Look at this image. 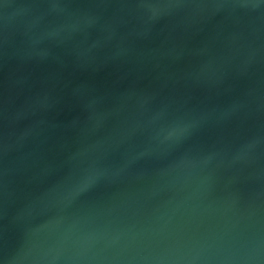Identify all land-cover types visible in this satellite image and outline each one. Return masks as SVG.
Listing matches in <instances>:
<instances>
[{
	"label": "water",
	"instance_id": "1",
	"mask_svg": "<svg viewBox=\"0 0 264 264\" xmlns=\"http://www.w3.org/2000/svg\"><path fill=\"white\" fill-rule=\"evenodd\" d=\"M0 264H264V0H0Z\"/></svg>",
	"mask_w": 264,
	"mask_h": 264
}]
</instances>
